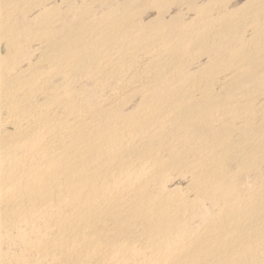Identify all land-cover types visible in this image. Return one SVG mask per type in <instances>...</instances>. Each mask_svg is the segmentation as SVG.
Segmentation results:
<instances>
[{
	"label": "bare ground",
	"instance_id": "6f19581e",
	"mask_svg": "<svg viewBox=\"0 0 264 264\" xmlns=\"http://www.w3.org/2000/svg\"><path fill=\"white\" fill-rule=\"evenodd\" d=\"M0 264H264V0H0Z\"/></svg>",
	"mask_w": 264,
	"mask_h": 264
},
{
	"label": "rangeland",
	"instance_id": "374dc122",
	"mask_svg": "<svg viewBox=\"0 0 264 264\" xmlns=\"http://www.w3.org/2000/svg\"><path fill=\"white\" fill-rule=\"evenodd\" d=\"M154 16H155V15L151 14V15H150V19L153 18ZM179 183H181V182H178L177 184H175V186H179V185H180V187H181V186H182V187H186L188 182H187V183L184 182V183H181V184H179ZM185 184H186V185H185ZM2 246H3V247H2L3 250H4V251H5V250H6V251H9L11 255H12V252H13V255H14V254H17L18 252H19V253L21 252V249H19L18 247H16V248L13 247V249H12V248H10V247H8V246H6V245H2ZM11 247H12V246H11ZM7 248H8L9 250H8ZM16 250H17V251H16ZM18 250H19V251H18ZM14 251H15V252H14ZM16 252H17V253H16Z\"/></svg>",
	"mask_w": 264,
	"mask_h": 264
}]
</instances>
